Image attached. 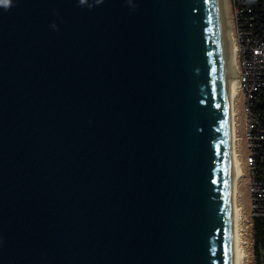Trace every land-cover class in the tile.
<instances>
[{"label": "water", "instance_id": "water-1", "mask_svg": "<svg viewBox=\"0 0 264 264\" xmlns=\"http://www.w3.org/2000/svg\"><path fill=\"white\" fill-rule=\"evenodd\" d=\"M12 3L0 264H233L225 0Z\"/></svg>", "mask_w": 264, "mask_h": 264}, {"label": "built area", "instance_id": "built-area-1", "mask_svg": "<svg viewBox=\"0 0 264 264\" xmlns=\"http://www.w3.org/2000/svg\"><path fill=\"white\" fill-rule=\"evenodd\" d=\"M229 12L236 81L235 149L253 219L264 216V0H231Z\"/></svg>", "mask_w": 264, "mask_h": 264}, {"label": "bare ground", "instance_id": "bare-ground-1", "mask_svg": "<svg viewBox=\"0 0 264 264\" xmlns=\"http://www.w3.org/2000/svg\"><path fill=\"white\" fill-rule=\"evenodd\" d=\"M223 1V0H222ZM226 3V1H225ZM229 34V29H227ZM229 40V66H228V76H227V86H226V95H227V104L230 114V130H229V178H228V187H229V200L232 203V258L233 264H245L246 259V250H245V241L244 233L242 227V208L239 203L238 193H239V183L240 175L242 173L240 161L236 155L235 149V128L233 123V112H234V97L236 94V81L234 75V62H233V45L231 42L230 36Z\"/></svg>", "mask_w": 264, "mask_h": 264}, {"label": "rangeland", "instance_id": "rangeland-1", "mask_svg": "<svg viewBox=\"0 0 264 264\" xmlns=\"http://www.w3.org/2000/svg\"><path fill=\"white\" fill-rule=\"evenodd\" d=\"M228 8V15L230 16L229 7L231 5V0H225ZM224 7V5H223ZM230 18V17H229ZM230 21V19H229ZM229 36V34H228ZM242 171V170H241ZM239 203L242 204V227L244 233L246 259L245 264H254V257L252 254V232H251V218L249 215V195L246 189V179L240 181L239 183V193H238Z\"/></svg>", "mask_w": 264, "mask_h": 264}, {"label": "trees", "instance_id": "trees-1", "mask_svg": "<svg viewBox=\"0 0 264 264\" xmlns=\"http://www.w3.org/2000/svg\"><path fill=\"white\" fill-rule=\"evenodd\" d=\"M254 264H264V216L251 220Z\"/></svg>", "mask_w": 264, "mask_h": 264}, {"label": "clouds", "instance_id": "clouds-1", "mask_svg": "<svg viewBox=\"0 0 264 264\" xmlns=\"http://www.w3.org/2000/svg\"><path fill=\"white\" fill-rule=\"evenodd\" d=\"M0 4L5 5V11L10 10L11 7L14 6V4L12 3V0H0Z\"/></svg>", "mask_w": 264, "mask_h": 264}]
</instances>
